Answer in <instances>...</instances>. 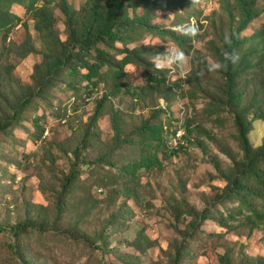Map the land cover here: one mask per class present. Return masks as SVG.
I'll use <instances>...</instances> for the list:
<instances>
[{
	"label": "rangeland",
	"instance_id": "1",
	"mask_svg": "<svg viewBox=\"0 0 264 264\" xmlns=\"http://www.w3.org/2000/svg\"><path fill=\"white\" fill-rule=\"evenodd\" d=\"M86 1L68 0L77 10ZM160 2L171 8H150L151 24L185 36L177 26L195 20L200 26V34L188 36L185 44L179 45L171 37L139 30L129 36L127 42L116 45L119 49L144 46L145 57L155 63H167L169 52L174 56L178 49L189 56L190 62L184 65L183 71L176 64L171 69L165 68L168 79L180 83L181 88L170 101L173 121L164 114L161 119H168L173 129L181 127L189 140L193 139L190 148L173 153L163 147L159 154L162 164L154 170L142 169L134 177L124 174L126 165L140 161L141 149L137 143L124 142L120 147L116 146L108 113L119 111L121 136L138 141L139 136L134 132L147 121L158 122L154 120V112L163 99L158 90L149 91L143 99L122 90L106 104V114L100 118L96 129L89 130L93 134L91 144L76 162L73 151L88 131L97 100L110 89L100 84L94 90L80 78L76 89L60 83L51 91V106L35 103L22 115L19 123L0 134V225L4 227V231H0V264H24L22 257L29 259L30 264H171L174 252L183 245L188 236V224L193 220L187 214L188 208L202 210L218 198L225 182L213 159L217 158L227 172L232 168V162L223 151L238 158L242 152L232 116L224 110L213 113L209 95L218 94L223 81L220 72L206 71L204 61L214 59L211 43L218 42L220 33H228L226 12L230 6L223 0H187L185 4H181V0ZM255 6L260 15L242 37L264 33V0H256ZM50 7L56 18L55 29L65 41V16L57 0H53ZM12 12L22 19L21 22L13 28L6 42L0 32V51H9L0 62L2 86L8 93L18 92L20 84H32L35 65L42 61L37 55L22 59L17 54L16 47L28 33L36 47H40V42L35 21L25 8L14 5ZM143 13L144 9L138 8L137 14ZM232 13L237 22L239 12L232 10ZM260 43L257 38L254 42L248 41L246 47H261ZM113 54L117 59L123 57L115 51ZM201 71H204L203 75H200ZM145 72L139 66L125 67L128 76L124 81L131 92L148 84ZM256 78L263 79V75ZM244 81L247 82L246 77ZM251 88L252 85L247 83L248 100ZM3 107L5 105L1 104L0 119ZM52 107H68L65 120L58 118ZM38 117H43L41 123L47 129L42 139L33 125V120ZM190 122L192 133L188 132ZM183 124H186L185 129ZM263 140L264 122L255 121L252 145L257 147ZM98 157L110 159L115 167L101 160L96 162ZM74 168L77 178L64 190L65 179ZM101 183L106 186H98ZM127 183L134 185V196L122 192ZM232 207L236 204H215L212 215L225 219ZM31 219L43 224L47 231H33L21 241L20 250L14 249L7 228ZM235 219L225 220L228 228L237 227L228 231L211 219L204 221L189 241L190 257H184L180 264H222L220 259L224 254H228L232 264H238L243 255L264 257V223L249 233L247 226H237L242 217ZM112 220L114 223L102 236V229Z\"/></svg>",
	"mask_w": 264,
	"mask_h": 264
},
{
	"label": "trees",
	"instance_id": "2",
	"mask_svg": "<svg viewBox=\"0 0 264 264\" xmlns=\"http://www.w3.org/2000/svg\"><path fill=\"white\" fill-rule=\"evenodd\" d=\"M53 0H0V32H3V41L6 42L10 32L19 25L21 18L12 12L14 5H20L32 16L35 21L40 47H36L34 39L30 33L25 40L18 45L17 54L25 59L30 55L42 57V61L35 65L32 76V84H20L18 92H6L2 86V72L0 71V105L2 118L0 119V134L7 133L13 124L21 121L22 115L31 109L35 103L42 102L46 107L52 104V90L60 83L66 87L76 89L78 78L88 82L94 90L100 84H105L110 90L103 93L97 100L94 114L88 122L87 132L81 140V144L74 151L76 162L80 158L82 151L88 150L93 134L89 130H95L98 121L105 113V106L113 97H117L122 90L132 93L135 98L143 99L149 91L158 90L165 105L161 103L157 111L154 112V120L145 122L135 133L139 136L138 141L133 138L127 139L121 136L120 112L108 113L115 131L116 146L120 147L124 142L137 143L141 149V159L124 167V174L134 177L142 169L154 170L162 164L159 154L163 147H167L173 153L186 151L190 148L188 135H184L186 145L174 146V137L179 129H173L168 119L163 121L162 116H169L173 121L171 102L176 93L180 90V83H172L167 76V71H159L155 68V62L145 57V47H135L129 49H119L117 43L127 42L129 36L139 30L151 33L160 37H171L179 45H184L188 36L177 35L175 31L164 29L151 24L150 8L168 9L167 3L160 0H87L80 9L72 7L68 0H57L59 8L65 16V26L67 39L61 40L60 34L56 31V18L50 4ZM187 0H181L185 4ZM224 4L230 6L226 14L229 17L228 33H220L218 42H212L211 47L214 52V59H221L222 50L235 51L239 53V61L229 64L227 71H221L222 86L218 94L209 95L210 104L214 114H219L224 110L232 116L234 126L237 131L236 139L242 152L240 158L229 151H223L232 162V168L225 172L220 161L215 158L216 170L220 173L225 182L221 193L216 201H212L210 206L202 210L188 208L187 214L192 217L188 224V236L183 245H180L172 258L171 264H180L184 257H190L188 250L189 241L194 233L199 230L200 225L206 220H213L226 231L237 227H229L225 220H236V216H241L242 220L237 226H247L249 233L259 229L264 223V140L260 145L254 147L251 142V132L255 121L264 122V33H258L252 37H242V33L260 15L255 6L256 0H223ZM184 6V5H182ZM142 7L144 13L137 14L138 8ZM233 8V9H232ZM132 11V14L129 11ZM232 10L239 12V20L233 16ZM27 30V28H26ZM227 37L231 39V46L226 42ZM260 39V46L246 47L248 41L254 42ZM123 56L121 59L113 54ZM9 51H0V62ZM134 65L146 70L145 79L148 84L144 87L135 88L130 91L125 80L128 76L125 67ZM12 67V66H10ZM14 68V67H12ZM107 68V71H103ZM82 70L85 71L82 73ZM263 75V79H257ZM249 76V78H248ZM245 77L246 81L245 82ZM252 85L250 99H247L246 85ZM90 94V93H89ZM248 100V102H246ZM54 108V107H52ZM65 108V109H64ZM60 109L55 107L52 112L58 118L64 119L69 112L68 107ZM4 109H8L7 112ZM43 117L33 120L34 128L39 132L41 139L46 133V128L42 125ZM161 119V120H160ZM183 124V128L185 129ZM191 122L188 123V132L192 133ZM105 162L108 166L115 167L110 159L98 157L95 161ZM94 161V162H95ZM77 168V167H76ZM67 176L63 185L64 190L71 186L77 178V169ZM98 186H106L101 183ZM134 185L128 184L123 188L129 196H134L136 190ZM64 193L61 192V196ZM236 204L223 218H216L212 215V208L215 204ZM61 206V204H58ZM114 223L112 220L106 224L101 231L104 236L109 226ZM43 224H37L32 219L15 223L7 228L11 237L14 249L20 248V243L31 233L46 232ZM0 231L4 227L0 225ZM24 264H30L29 259L22 257ZM222 264H232L228 254H224L220 259ZM238 264H264V257H249L243 255Z\"/></svg>",
	"mask_w": 264,
	"mask_h": 264
},
{
	"label": "clouds",
	"instance_id": "3",
	"mask_svg": "<svg viewBox=\"0 0 264 264\" xmlns=\"http://www.w3.org/2000/svg\"><path fill=\"white\" fill-rule=\"evenodd\" d=\"M177 28L180 29L181 34L185 36L196 37L200 34V26L195 20H191L186 24L179 25ZM226 42L229 46H231L230 37H227ZM239 59V53L235 52L234 50L230 52L225 49L221 52V59H206L204 61L205 69L207 72L227 71L229 64L235 65ZM189 62V56L182 49H178L174 56H171L169 52L167 63H156L155 68L159 71H163L165 68L171 69L172 65L176 64L178 69L183 71L184 65ZM203 74L204 71H201L200 75Z\"/></svg>",
	"mask_w": 264,
	"mask_h": 264
},
{
	"label": "built area",
	"instance_id": "4",
	"mask_svg": "<svg viewBox=\"0 0 264 264\" xmlns=\"http://www.w3.org/2000/svg\"><path fill=\"white\" fill-rule=\"evenodd\" d=\"M165 105V103H163ZM184 135L185 132L183 129H179L174 137V146L178 147L180 144L181 145H186V141L184 140Z\"/></svg>",
	"mask_w": 264,
	"mask_h": 264
}]
</instances>
